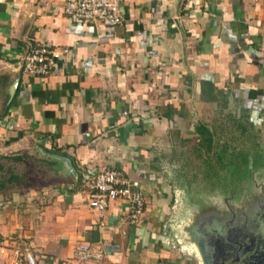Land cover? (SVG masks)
<instances>
[{
  "label": "crops",
  "instance_id": "crops-1",
  "mask_svg": "<svg viewBox=\"0 0 264 264\" xmlns=\"http://www.w3.org/2000/svg\"><path fill=\"white\" fill-rule=\"evenodd\" d=\"M66 2L0 0V264H27L23 248L37 264H179L160 170L190 141H264V0H119L116 26L73 23ZM35 46L59 53L48 74L22 71ZM88 166L139 180L137 223L124 200L89 206ZM84 241L102 259L73 260Z\"/></svg>",
  "mask_w": 264,
  "mask_h": 264
},
{
  "label": "rangeland",
  "instance_id": "rangeland-1",
  "mask_svg": "<svg viewBox=\"0 0 264 264\" xmlns=\"http://www.w3.org/2000/svg\"><path fill=\"white\" fill-rule=\"evenodd\" d=\"M250 134L252 136L238 134L233 141L224 139L222 147L207 142L195 146L190 141L183 150L186 159L178 157L177 153L182 151L173 149L176 164L172 167L165 163L161 167L160 171L170 177L174 191L170 193L169 212L160 234L170 240L172 250L184 258L179 264H199L194 254L199 240L217 244L222 240H253L261 234L259 227L264 217L262 160L258 154L252 156L253 161L251 157L247 161L245 152L235 153L237 146L245 149V143H252L250 137L260 136ZM220 138L216 136L215 139L221 142ZM254 177L258 180L257 187Z\"/></svg>",
  "mask_w": 264,
  "mask_h": 264
},
{
  "label": "built area",
  "instance_id": "built-area-1",
  "mask_svg": "<svg viewBox=\"0 0 264 264\" xmlns=\"http://www.w3.org/2000/svg\"><path fill=\"white\" fill-rule=\"evenodd\" d=\"M64 11L68 20L76 24L99 22L106 26H116L123 20L119 0H67ZM58 56L59 53L54 48L30 47L23 56L22 71L31 75L48 74ZM89 161L91 162L92 159ZM84 186L89 206L100 213L107 209L111 200L121 199L127 203L126 216L129 222L137 223L144 214L146 198L139 180L130 177L117 167H86ZM19 253L23 255L27 264H37L28 248H23ZM103 255L101 248L84 241L74 247L72 259L78 263L97 262Z\"/></svg>",
  "mask_w": 264,
  "mask_h": 264
},
{
  "label": "water",
  "instance_id": "water-1",
  "mask_svg": "<svg viewBox=\"0 0 264 264\" xmlns=\"http://www.w3.org/2000/svg\"><path fill=\"white\" fill-rule=\"evenodd\" d=\"M17 79L10 87L11 93L14 92ZM50 154L62 160L73 171L68 157L56 153ZM262 219L259 227L261 234L253 240H222L217 244H213L210 240H199L194 251L199 264H264V217Z\"/></svg>",
  "mask_w": 264,
  "mask_h": 264
},
{
  "label": "flooded vegetation",
  "instance_id": "flooded-vegetation-1",
  "mask_svg": "<svg viewBox=\"0 0 264 264\" xmlns=\"http://www.w3.org/2000/svg\"><path fill=\"white\" fill-rule=\"evenodd\" d=\"M245 135H251V134L250 133L249 134L244 133L243 136H245ZM252 138H253V140H252ZM250 141H252V143L253 142L254 143L253 144L250 142L245 143V145L243 146V147H245V149H242L240 146H237L236 147L237 151H235V153L237 152L240 154V152H245L246 156H247V161H248V158H250V157L252 158V156H254V154H258V156L261 157V160H262V162H261L262 164H260V168H262V167L264 168V144L260 143L261 140L258 137L257 138L250 137ZM251 161H253V158ZM245 165H247V163ZM234 167H236V166L234 165ZM179 170H176V171H178V173H179ZM178 176H179V174H178ZM256 181L258 182V180L254 177V184L257 187Z\"/></svg>",
  "mask_w": 264,
  "mask_h": 264
},
{
  "label": "trees",
  "instance_id": "trees-1",
  "mask_svg": "<svg viewBox=\"0 0 264 264\" xmlns=\"http://www.w3.org/2000/svg\"><path fill=\"white\" fill-rule=\"evenodd\" d=\"M210 139V138H209Z\"/></svg>",
  "mask_w": 264,
  "mask_h": 264
}]
</instances>
